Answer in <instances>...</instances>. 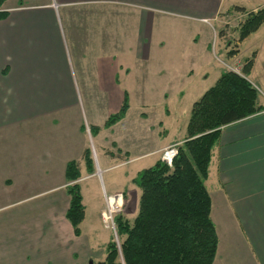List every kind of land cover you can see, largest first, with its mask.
<instances>
[{"label": "crops", "instance_id": "obj_1", "mask_svg": "<svg viewBox=\"0 0 264 264\" xmlns=\"http://www.w3.org/2000/svg\"><path fill=\"white\" fill-rule=\"evenodd\" d=\"M23 1L5 0L0 8L8 12L0 21V264H81L83 232L80 225L81 235L76 236L66 217L70 206L66 188L70 183L65 173L69 162H78L81 178L77 183L84 204L81 182L101 174L95 167L89 173L84 161L90 129L100 128L97 136L125 135L126 149L117 139L105 137L103 143L116 145L118 152L103 147L102 171L123 167L125 180L131 183L129 189H134L133 179L147 169H142L144 161L151 160L154 165L161 160L159 152L185 140L190 114L178 141L166 139L152 148L146 146L143 132L140 141L133 139L132 132H123L130 107L124 119L104 128L107 119L120 110L125 93L130 106L129 86L142 94H162L166 103L171 95L195 96L188 109L191 113L193 104L225 71L210 42L199 44L198 34L194 40L160 39L150 44L147 33L154 11L204 22L214 20L218 25L224 13L235 15L233 7L256 11L264 3ZM130 12L136 16L132 28ZM129 30L133 34L130 41ZM133 46L135 67L129 65ZM234 50L237 54L229 61L260 89L263 110L224 127L212 152L205 185L218 236L214 264H264V45L247 59H240L239 49ZM248 60H252V67L245 74L243 67ZM93 95H104L106 101L108 96H116L115 100L110 98L114 113L103 123L88 127L85 118L95 120L94 110L83 108L79 100ZM146 106L143 102L141 109ZM129 189L124 185L116 192ZM103 209L104 205L100 214Z\"/></svg>", "mask_w": 264, "mask_h": 264}, {"label": "trees", "instance_id": "obj_2", "mask_svg": "<svg viewBox=\"0 0 264 264\" xmlns=\"http://www.w3.org/2000/svg\"><path fill=\"white\" fill-rule=\"evenodd\" d=\"M5 0H0V8ZM231 12L244 15L238 27L237 42H244L264 25V6L256 11L233 7ZM8 12L0 11V21ZM222 36V32L220 33ZM237 54L229 52V57ZM252 60L243 71L248 74ZM259 92L244 76L225 70L215 85L196 101L191 109L186 138L177 146V155L169 167L162 160L142 170L133 179L141 191L138 213L133 220L119 214L115 218L117 240L108 243L104 261L93 264H214L218 236L211 219L212 200L206 188L212 152L221 131L263 110ZM129 96L124 94L120 110L104 124L108 129L125 118ZM100 128L90 129L92 136ZM89 173L94 172L92 152H84ZM66 191L70 206L66 217L76 236L85 218V206L77 161L66 167Z\"/></svg>", "mask_w": 264, "mask_h": 264}, {"label": "rangeland", "instance_id": "obj_3", "mask_svg": "<svg viewBox=\"0 0 264 264\" xmlns=\"http://www.w3.org/2000/svg\"><path fill=\"white\" fill-rule=\"evenodd\" d=\"M27 0L23 3L27 4ZM233 2H240L247 4L253 3L252 6L262 5L264 0H231ZM250 5L251 8V4ZM135 13L129 14L130 28L136 23ZM235 15L227 16L225 13L220 16L218 25L214 20L200 21L197 19L186 18L182 16L172 15L164 12L154 11L153 15L150 17L149 30L147 33L148 42H156L158 40H173V39H184V40H194L196 34H198L197 39L199 44L205 45L206 41L210 42L211 50L217 57H219L220 65L224 70H229V67H236L233 62L229 61V52L238 48L240 51L239 58L247 59L252 58L256 50L261 49L264 45V25L254 34L250 35L247 40L242 43H238V27L242 19L240 14L234 13ZM201 29L198 33L196 31ZM216 35H215V32ZM222 32V36L220 33ZM133 34L132 30H129V41L132 40ZM236 43L239 46H236ZM136 48L133 46L132 50L129 51V65L135 67V60L133 54ZM222 55V56H219ZM153 61L152 52L150 53L149 63ZM136 76L138 72L134 70L133 72ZM251 78V75L247 76ZM130 76V80H132ZM211 82V80L209 81ZM209 85V84H208ZM130 91V115L127 123L125 124L127 133L132 132L133 139L140 141L142 139V132L145 134L148 148H152L159 142H164L166 139H175L178 141L184 130L185 121L189 117L191 103L194 101L195 96H169V102L164 101V96L162 94L151 91L148 94H142L136 87L129 86ZM79 102L82 107L86 109L94 110L95 120H90V118H85L86 125L93 126L97 123H103V119L107 115H111L113 110L112 101L110 98L115 100L114 95L108 96L107 101L104 95H93V96H81ZM118 98V96H117ZM143 102H146L147 106L141 109ZM140 113H142L140 115ZM153 126V130L151 127ZM128 127V129H127ZM122 130V129H120ZM107 135H90L88 137V147L92 152V158L94 160V165L96 170L100 169L101 174L96 175V177L83 180L81 182L84 193V204L86 206V218L81 224V230L83 232V237L81 240V249L85 254L80 252L79 257H83L81 264H93L100 261H104L106 256V248L108 243L113 239L116 240L113 231L107 229L102 221L100 209L105 208V196L113 195L118 189L128 185L130 187V182H126L127 177L124 172V168L121 166L115 167L110 172H103V160H105L103 147L106 146L111 152H118L116 145H110L109 142L103 143L105 137L108 140L113 138L119 141V146L126 149V142H124L125 135L123 136H109ZM174 140V141H175ZM130 144V143H129ZM179 143H172L165 149L172 147L173 145H178ZM133 148V146H132ZM164 149V150H165ZM164 150L159 152L160 155L163 154ZM153 164L151 160L144 161L142 169L149 168ZM131 172L129 173V176ZM84 176H86L84 174ZM134 189L131 187L128 192H116L122 193L125 198V207L122 213L126 218L133 220L138 212L139 197L141 191L135 186ZM135 190V191H133ZM136 195H135V193ZM136 196V197H135ZM118 216V215H117ZM86 258V260H85Z\"/></svg>", "mask_w": 264, "mask_h": 264}, {"label": "built area", "instance_id": "obj_4", "mask_svg": "<svg viewBox=\"0 0 264 264\" xmlns=\"http://www.w3.org/2000/svg\"><path fill=\"white\" fill-rule=\"evenodd\" d=\"M230 71H234L241 74V69L239 67H229ZM264 74V72H263ZM257 91L260 93V89L257 88ZM177 155V146L173 145L172 147H169L164 150L163 154L161 155V160L165 162L169 167H172L173 160ZM125 198L122 193H115L113 195H106L105 196V208L101 213L102 221L105 225V227L111 231H113L116 240L117 239V227L115 218L117 215L122 213L124 207H125Z\"/></svg>", "mask_w": 264, "mask_h": 264}]
</instances>
